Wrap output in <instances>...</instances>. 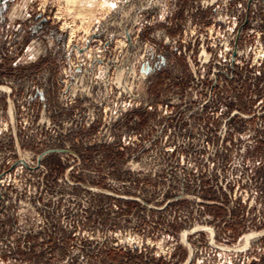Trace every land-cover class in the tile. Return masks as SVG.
Listing matches in <instances>:
<instances>
[{
	"label": "rangeland",
	"instance_id": "1",
	"mask_svg": "<svg viewBox=\"0 0 264 264\" xmlns=\"http://www.w3.org/2000/svg\"><path fill=\"white\" fill-rule=\"evenodd\" d=\"M0 264H264V0H0Z\"/></svg>",
	"mask_w": 264,
	"mask_h": 264
}]
</instances>
